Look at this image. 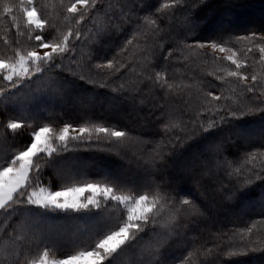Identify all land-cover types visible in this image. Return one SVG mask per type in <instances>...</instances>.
<instances>
[{
    "label": "trees",
    "instance_id": "trees-1",
    "mask_svg": "<svg viewBox=\"0 0 264 264\" xmlns=\"http://www.w3.org/2000/svg\"><path fill=\"white\" fill-rule=\"evenodd\" d=\"M63 2L66 4L67 0ZM110 2L120 4L127 0ZM132 2L136 17L155 19L160 28L146 25L134 37V26L126 22L119 30L104 34L107 19L102 11L82 26L87 36L77 45L78 54L75 59L78 64L69 65L67 59L64 61L66 67L70 66L78 75L95 80V84L81 81L78 75L73 76L67 70L54 69L44 77L25 83L13 97L0 95V160L21 150L29 142L31 129L12 133L11 130L6 131L4 128L9 119L17 117L27 118L28 123L35 122L41 125L102 124L122 130L128 133V140L125 143L121 140L122 144L115 143L114 138L110 139L111 142L101 141L98 136L91 137L90 143L73 141L75 148L69 147V151L61 152L56 160L57 169L70 171L72 178L64 181L54 180L52 185V189H57L66 182L73 181L104 183L106 178L110 180L119 176L125 182L122 187L123 194L136 195L138 191L143 194L147 185L135 184L132 178L141 176L144 182L148 179L149 172L155 173L152 179L161 185V192H152L159 196L156 199L159 205L156 231L143 235L134 245L123 247L115 256L113 264H155L157 260L160 264L260 262L264 259V250L249 251L246 255L233 253L244 251V246H248L252 240L255 243L249 245V248L264 249V208L261 207V203L256 201L247 209L238 211L241 201L264 196V182L255 181L243 189H239L237 182L238 178L240 181L243 180L246 169L259 171L264 166L261 163L264 161L261 155L264 147L261 146L259 135L254 134L256 137L235 140L231 131L232 128L241 126L242 129L252 123L264 125V113L254 112L239 119L227 116L225 97L235 100L254 96L247 93L235 78L227 76V72L232 71L227 65L229 62L214 59L213 56L216 55L208 49L177 48L170 58L168 51L170 43L174 41L193 45L197 40L206 43L222 37L223 40L229 41L228 46L236 51L237 60L245 62L246 50L251 44L247 41L237 42L235 38L250 35L252 31H256L258 36L264 34V15L261 18H244L254 5L264 9V0H204L203 3L197 0L198 7L193 10L191 25L185 24L184 14L179 8H162L164 4H173L174 0ZM35 3L61 30L69 23L64 19L61 0H35ZM116 11L119 14L118 7ZM225 12L229 13L231 18L228 19L229 24L224 27L220 20ZM18 22L21 25L19 34L11 22V17L0 16L1 57H12L13 49L17 47L16 41H19V46L26 49L31 46L32 30L27 28L23 19H19ZM217 25L219 29H215ZM189 26L193 31L185 40L186 29ZM88 29L92 31L88 33ZM98 31L101 34L97 36ZM51 34L57 35L55 31ZM128 40H132V44L127 45L126 50L121 52ZM160 45H163L162 49ZM113 57L118 62L116 66L125 65L119 72L113 74V69L95 68V65H104ZM246 62L252 65L247 72L254 70L258 77H264V65L259 63V53L247 54ZM156 73H160V80L154 83ZM218 75L223 76L224 80L217 79ZM149 76L153 79L149 80ZM105 82L108 86L101 87L100 85ZM56 84H59L60 88L58 87L57 93L54 94ZM121 85L123 88H120ZM67 86H75L91 98L97 95L119 100L121 108L124 109H121L122 112L126 110L127 101L133 102L135 108L131 113L118 117L105 107L87 102H81L79 108L70 107V98H63L64 88ZM114 88L118 90L113 91ZM209 90L216 96L224 97L219 102L212 101L207 104V107L219 110V115L206 112L205 101L203 106L199 105L200 97L205 100V94ZM57 94L60 98L56 97ZM190 94H197L199 98L196 107H191L192 98L196 95ZM261 100L264 98L259 100L260 103ZM231 109L247 110L239 104ZM162 111L166 115H162ZM221 116L225 117L224 122H220ZM209 118L215 120L218 127L211 129L212 135L205 139L196 129L201 122L207 126ZM165 123L175 124L167 136L164 135L163 129ZM226 134L229 141L223 143L222 137ZM189 136L192 138L188 139ZM177 137L180 139L177 140ZM216 143L224 145L222 155H210L209 152H205L201 161L183 166L185 169H180L182 171L176 170L179 168L177 162L179 158L190 157L193 150L197 151L204 144L213 146ZM161 149L166 153V157L160 170L156 171L151 167V160ZM247 153H257L256 159L246 162ZM225 157L232 163L231 168L225 169L220 163ZM124 158L130 162L121 175L116 176L96 169L97 165L104 164V159H110L111 168L122 166ZM79 161L87 162V167L81 170L74 169L72 166ZM69 162L71 167L68 165ZM203 163H207L208 168H205ZM0 164L3 163L0 161ZM65 166L67 167L64 169ZM241 166H243L241 174L228 175ZM52 173V168L45 169L46 177ZM188 173H193L196 178L188 179ZM164 191L177 197L175 205L163 198ZM201 194L204 199L200 197ZM179 199L193 201L195 209L191 204L180 207ZM207 204L213 205L215 209H210ZM231 206L234 211L232 218L220 222V217L224 216ZM102 207L105 226L99 229L89 223L86 217L74 220L64 213H49L43 216L38 214L37 210H33L20 211L9 220L0 211V264H16L17 259L23 261L35 256L37 253L36 244L33 243L35 236H42L49 245V252L58 256L89 248L109 229L115 230V226L122 223V214L125 219V210L121 204L113 202L105 205L102 202ZM242 230H246V239ZM167 231H171L172 235H164L163 241L153 244L156 236ZM150 244L161 247L153 252L146 249Z\"/></svg>",
    "mask_w": 264,
    "mask_h": 264
},
{
    "label": "snow or ice",
    "instance_id": "snow-or-ice-1",
    "mask_svg": "<svg viewBox=\"0 0 264 264\" xmlns=\"http://www.w3.org/2000/svg\"><path fill=\"white\" fill-rule=\"evenodd\" d=\"M203 2L204 0H199V3ZM61 3L64 19L69 21L62 30L44 15L36 5L35 0H18V2L0 0V16L4 18L11 17V22L15 25L17 34L20 33L21 27L18 22L19 19H23L27 28L32 30L30 48L21 47L19 46V41H16L17 47L13 49L12 57H0V95L13 97L25 83L44 77L54 69L67 70L73 76L78 75L72 71L70 66L66 67L64 61L67 59L69 65L78 64L75 59L78 54L77 45L87 36L82 26L102 11L107 19L104 34L119 30L126 22L134 26V37L146 25L155 26L157 29L160 28V24L155 19L136 17L132 0H127V2L120 4H113L110 0L107 3L105 0H67L66 4L61 0ZM117 7L119 8V14L116 11ZM196 7H198L197 0H174L173 4L162 5L164 9L179 8L184 14V22L187 25H191L192 13ZM157 11L159 12L160 9H157ZM169 19L171 20V17ZM161 23H163V20H161ZM53 31L57 35L52 36L51 33ZM91 31L92 29L87 30L88 33ZM161 31L163 30L161 29ZM192 31L193 28L191 26L186 29L185 40ZM100 34L99 31L96 33L97 36ZM235 39L237 42L247 41L251 44V47L246 50L245 62H237L236 51L232 47H228L229 41L223 40L222 37L219 40L213 39L206 43L197 40L193 45H187L183 41H174L169 45L168 57H172L177 48L201 50L210 48L213 54L216 52L223 53L225 55L221 57L213 56V58L230 61L232 65H235V70L228 71L227 76L235 78L247 93L255 96L259 91V94L264 96V84L261 83L264 77H258L253 71L251 82L249 83L247 82L249 76L245 74L248 68L252 67L246 62L247 54L259 53V63L264 65V34L258 36L256 31H252L250 35L239 36ZM130 44H132V40L127 41L121 52L125 51L127 45ZM159 47L162 49L163 45ZM117 64L116 58L113 57V59L108 60L106 65L97 64L95 68L107 67L108 69H113L114 74L119 72L120 68L125 67L124 64L116 66ZM78 79L90 84L96 83L95 80L89 79L85 75H78ZM148 79L152 80L153 78L149 76ZM217 79L224 80V77L218 75ZM159 80L160 73H156L155 81L153 82L155 83ZM100 86L107 87L108 85L105 82ZM168 87H171V85H168ZM120 88H123V85ZM117 90L113 89V91ZM222 99H224L223 95L216 96L213 91H207L204 110L211 112L212 115H219V110L209 108L207 104L212 101L219 102ZM261 103L264 104V100H261ZM254 112L264 113V108L257 106L254 110L249 109L248 111L228 108L227 116L239 119L245 115L254 114ZM162 115L166 114L162 111ZM224 121L225 117L221 116L220 122ZM174 127L175 124L165 123L163 125L164 135L167 136ZM217 127V122L209 118L207 126L201 122L196 131L207 139L208 136L212 135L211 129ZM4 128L6 131L11 130L12 133L31 129L28 137L29 142L21 150L13 152L5 159L3 164H0V211L9 220H12L20 211L37 210L38 214L43 216L49 213H64L68 218L74 220L86 217L89 223L99 229L105 226L102 202L105 205L113 202L117 205L123 204L126 210V219H123L122 214V223L117 224L115 230L109 229L94 245L78 252L76 255H67L63 259L49 260L48 243L45 242L42 236H35L33 243L36 244L38 254L23 261L17 259L16 264H113L115 256L119 254L123 247L134 245L142 239L143 235L156 231L159 205L155 197L150 199L149 196L153 191L161 192V185L156 184L155 180L152 179L155 175L154 172H149L148 179L143 182L147 185L143 194L139 191L136 195L123 194L122 187L125 182L119 176L110 180L106 178L104 183L89 182L79 186H64L61 190H52L54 180L64 181L72 178L70 171L60 170L56 167V160L59 154L69 151L68 144L70 141L81 143L87 141L90 143L92 134L97 133L105 134L119 142L128 136L127 132L97 125L89 126L88 124H82L74 128L71 123H64L62 128L54 130L50 124H30L27 122V118L20 117L9 119ZM73 130L76 134L70 135V131ZM191 138V136L188 137V139ZM179 139L177 137V140ZM259 139L261 146L264 147V132H262ZM223 151L224 145L222 143H216L209 149L210 155L215 154L216 156L222 155ZM256 155L257 153H247L246 162L256 159ZM165 157L166 153L162 149L158 151L151 160V167L159 171ZM220 163L225 169L232 167V163L226 157ZM261 163L264 165V161ZM204 167L208 168V164L206 163ZM46 168L53 169V173L49 177L45 176ZM242 170L243 166L234 169L228 175L241 174ZM209 171H211L210 168ZM245 171L246 174H244L243 180L240 181L238 178L239 189L246 188L255 181L264 182V166L259 171L254 169H246ZM187 178L195 179L196 176L193 173H188ZM85 192L90 194L81 197V194ZM233 195H235V190ZM162 196L170 204L175 205L176 196H172L167 191H164ZM178 204L180 207L191 204L195 209L194 202L188 199H179ZM13 232H15L14 228ZM244 248V251L233 254L246 255L249 251L264 250L249 248L247 245ZM155 264H160V261L157 260Z\"/></svg>",
    "mask_w": 264,
    "mask_h": 264
},
{
    "label": "rangeland",
    "instance_id": "rangeland-1",
    "mask_svg": "<svg viewBox=\"0 0 264 264\" xmlns=\"http://www.w3.org/2000/svg\"><path fill=\"white\" fill-rule=\"evenodd\" d=\"M14 2H18V0H14ZM226 14H223L222 15V17H221V20H220V23H223L224 25H222V26H227L228 24H229V20H230V18H229V13H227V12H225ZM264 9H261V7L258 5V6H256V5H254V6H252V8H250L249 9V14L246 16V17H244L245 19H254V18H261L264 14ZM229 19V20H228ZM215 29H219V25H217L216 26V28ZM228 47H230V46H228ZM205 49H208L210 52H212V50L210 49V48H205ZM213 53V52H212ZM217 57H221V56H223V55H225V54H223V53H219V52H216V53H214ZM1 57V56H0ZM236 57H237V53H236ZM6 58H11V57H6ZM237 59V58H236ZM226 61V60H225ZM227 62H229L230 64H231V62L230 61H227ZM237 62L238 63H241V60H237ZM227 64L228 65V67L229 68H231V70L232 71H234L235 70V65H230V64ZM107 64V62L106 63H104V65H106ZM226 69H228V68H226ZM254 71V70H253ZM253 71L252 70H250L249 72H247V74L246 75H248L249 76V80L247 81V82H251V74L253 73ZM264 82V79L263 80H261V83L262 84H264L263 83ZM58 87L60 88V85L59 84H56V87H55V91H54V94L55 93H57V90H58ZM64 91H65V93H64V96H63V98L65 99V98H67V97H69L70 98V100H71V105H70V107H74V108H79V107H81V106H79L80 105V103L81 102H87V103H91V104H95V105H98L99 107H105L106 109H108L111 113H113L114 115H116V116H118V117H123V116H125L127 113H131V111H133L134 110V108H135V106H134V103L133 102H128L127 101V104H126V106H125V111L124 112H122L124 109L123 108H121V101H116V100H113L112 98H109V97H106V96H104V97H98L97 95H95L94 97H89V96H87L85 93H82L80 90H78L75 86H67V88L65 89L64 88ZM250 94V93H249ZM191 96L192 95H196V97H197V94H190ZM54 98H55V96H53ZM57 98H60V95L59 94H57V96H56ZM192 98V103H191V107L193 106V107H196V105L198 104V101H199V98L197 97V98ZM235 98V97H234ZM261 98H264V96H261L260 94H259V91L256 93V95L255 96H252V97H242V98H238V99H235V100H233V98H230V97H228V98H226L225 97V99H226V101L225 102H227V109L228 108H235V106L237 105V104H239V105H241V106H243V108H245V109H247V110H249V109H252V108H256L257 106H259V107H263L264 108V104H262V103H260L259 102V100L261 99ZM200 99H201V101H200V106H203L204 105V98L203 97H200ZM140 102V101H139ZM120 107V108H119ZM121 109H123L122 111H121ZM246 110V111H247ZM30 124H37V123H33V122H31ZM45 124V123H44ZM41 125V124H40ZM43 125V124H42ZM63 125L64 124H62V125H57V126H52L53 127V129L54 130H56V129H59V128H62L63 127ZM79 125H82V124H73V126H74V128L76 127V126H79ZM89 126H91V125H97V126H103V127H108V128H111V127H109V126H104V125H102V124H88ZM112 129H115L116 130V128H112ZM118 131H120V130H118ZM122 131V130H121ZM262 132H264V125H261V123H252V124H248V125H246L245 126V128H242L241 129V126H239V127H235V128H232V131H231V134L232 135H234V139L235 140H238V139H241V138H243V137H245L244 139H248V138H252V137H256V136H254V134H256V135H259V136H261V134H262ZM76 133H75V131L73 130V131H70V135H75ZM99 137L100 139H101V141H109V142H111L110 141V139H112V137H109V136H107V135H105V134H97V133H93L92 134V137ZM114 140V142L115 143H121V140L119 141V142H116L115 141V139H113ZM123 140V142L122 143H125V141H127L128 140V136L126 137V138H124V139H122ZM226 141H229V139H227V134L225 135V136H223L222 137V142L224 143V142H226ZM72 142L73 141H70L69 142V144H68V148L70 147V149H72V148H75V146H74V144H72ZM121 143V144H122ZM55 146V145H54ZM210 147H211V145H209V144H204L203 146H201L200 147V149H198L197 151H196V149L195 150H193L192 151V154H191V156L190 157H183V158H179V160L177 161L178 162V164H179V168L178 169H176L177 171H179L180 169H185V167H183V166H185V165H194V164H196L197 163V161H201L202 160V155H204L205 154V152H209V149H210ZM114 149V151H115V147L113 148ZM261 155H262V157L264 158V152H262L261 153ZM2 163H4V161H5V159L4 158H2L1 160H0ZM130 161L129 160H127V159H125L124 158V161H123V165L121 166V165H118V166H114V167H110L111 165V162H110V159H104V164L103 165H97L96 166V169L97 170H100V171H103V172H105V173H112L113 175H121V174H123V172H125V167L127 166V164L129 163ZM177 164V165H178ZM261 164V163H260ZM68 165L71 167V164H70V162L68 163ZM74 165L75 166H72L74 169H76V170H81L82 168H85V167H87V162H82V161H79V162H75L74 163ZM110 165V166H109ZM203 165H205V163H203ZM108 166V167H107ZM67 166H65L64 167V169L66 168ZM124 168V169H123ZM215 168V167H214ZM182 170H180V171H182ZM183 173H186V172H183ZM206 174V173H205ZM204 174V175H205ZM132 180H133V182L135 183V184H143V177H141V176H139V177H137V176H135V177H133L132 178ZM89 182H92V183H102V182H97V181H86V182H75V181H73V182H66L65 184H63V185H61V187H59V188H57V189H52V190H61V188L62 187H64V186H72V185H77V186H79V185H82V184H84V183H89ZM216 189H213V191L214 192H217V191H215ZM90 193H87V192H85V193H82L81 194V197H85V196H87V195H89ZM127 195V194H126ZM129 195H131V194H129ZM203 194H201L200 195V197L202 198V199H204L203 198V196H202ZM159 198V196H158V194H150V196H149V198L150 199H152V198ZM230 198V197H229ZM229 198H227V199H229ZM226 199V200H227ZM230 200V199H229ZM256 201H259L258 203H261L260 205H261V207H263L264 208V196H260L258 199H255V200H243V201H241L240 202V204L238 205L239 206V212H241V211H243V210H245V209H247V207H249L250 205H253V203H255ZM229 202V201H228ZM232 202V201H231ZM122 205V207L124 208V205L123 204H121ZM207 206L210 208V209H212V210H214L215 209V207L213 206V205H211V204H207ZM233 206H231L230 207V209L229 210H227L226 211V214L224 215V216H222V217H220V219H219V221L220 222H223V221H227V220H229L230 218H232V214H233V208H232ZM158 209H159V207H158ZM157 209V210H158ZM124 210H125V208H124ZM125 219H126V210H125ZM242 234H243V237H244V239H246L245 238V236H246V230H242ZM161 235V236H160ZM160 235H158V236H156V239L154 240V242H153V240H152V242H153V244L155 243H160L161 241H163V239L162 238H164L165 236H171L172 235V232L171 231H167L165 234H164V232L163 233H161ZM165 235V236H164ZM159 237V238H158ZM248 241V240H247ZM250 243L248 244V246L249 245H253L254 243H255V241H249ZM259 245V244H258ZM158 247L160 248L161 246H159L158 245ZM157 246H154V245H152V244H150V247H146V249H149V250H151V251H153V252H156L157 250H159V248H158ZM86 249H88V248H86ZM86 249H79V250H76L75 252H72V253H70V254H67V255H76L78 252H80V251H84V250H86ZM38 254V252L35 254V255H37ZM67 255H61V256H58V255H56V254H52L51 252H49V260H52V259H63L65 256H67ZM151 255V254H150ZM255 264H264V259H262L260 262H255Z\"/></svg>",
    "mask_w": 264,
    "mask_h": 264
}]
</instances>
